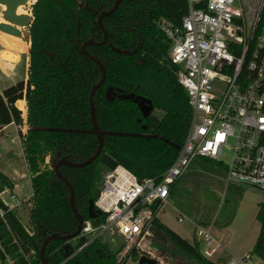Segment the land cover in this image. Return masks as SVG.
I'll return each instance as SVG.
<instances>
[{"label": "trees", "instance_id": "1", "mask_svg": "<svg viewBox=\"0 0 264 264\" xmlns=\"http://www.w3.org/2000/svg\"><path fill=\"white\" fill-rule=\"evenodd\" d=\"M115 1L37 0L32 6L33 22L29 27L28 78L0 91V136L10 123L24 125L17 106L19 100H27V123L32 126L23 147L32 174L29 215L34 234L23 228L13 212L6 214L7 222L0 218V239L17 264H28L21 249L28 253L35 246L42 247L50 235H68L78 229L69 189L58 179L54 167L46 164L42 170L39 162L45 163L46 154L54 157L61 152L60 157L68 156L77 163L90 159L99 147L90 121L89 95L101 81V70L95 61L86 58L82 45L99 29L103 9L109 10ZM188 11V0H122L117 10L103 20L109 34L106 44L88 47L106 69V80L94 98L98 124L104 133L102 153L127 167L140 181L160 179L176 161L191 127L188 93L178 81L177 66L169 59L170 44L159 24L162 18L180 24ZM101 34L103 37L102 31ZM113 47L129 53L120 54ZM108 86L123 95L151 99L154 113L145 119L132 99L107 100ZM105 168L108 170L99 159L85 167L60 166L61 174L74 187L77 210L94 225L106 220L105 214L90 219L88 211L90 200L95 202L99 196ZM0 180L12 192L14 184L1 170ZM227 189L234 202V214L245 188ZM0 203L3 205L1 198ZM258 206L256 219L261 222V229L251 254L261 258L264 199ZM153 229V244L163 252H167L163 245L173 244L175 252L171 254L188 259L183 264H221L205 257L196 233L188 240L159 219L154 221ZM84 242L80 235L53 240L46 248V260L51 264H118L116 252L100 239L70 258ZM133 259L138 260L136 252ZM35 262H41L38 254Z\"/></svg>", "mask_w": 264, "mask_h": 264}, {"label": "built area", "instance_id": "2", "mask_svg": "<svg viewBox=\"0 0 264 264\" xmlns=\"http://www.w3.org/2000/svg\"><path fill=\"white\" fill-rule=\"evenodd\" d=\"M258 8L248 23L242 0H188L189 11L180 24L159 21L170 44L169 59L188 93L191 127L176 161L160 179L140 181L122 165L108 169L95 201L106 220L99 225L84 220L79 235L85 242L70 257L109 235L120 239L118 264H139V258L147 254L155 258L151 249L154 221L196 158L215 163L225 189H264V0ZM14 68L0 56V71ZM14 207L0 203V218L7 222L6 214ZM196 236L203 254L212 260L217 247L212 246L211 230L197 224ZM134 252L138 260L133 259ZM21 253L26 263L38 264L35 248L28 253L21 249ZM0 257L1 264H17L1 239ZM252 258L248 252L221 264H251Z\"/></svg>", "mask_w": 264, "mask_h": 264}, {"label": "rangeland", "instance_id": "3", "mask_svg": "<svg viewBox=\"0 0 264 264\" xmlns=\"http://www.w3.org/2000/svg\"><path fill=\"white\" fill-rule=\"evenodd\" d=\"M259 1L260 0H242L246 17L250 21L248 23H251L254 14L257 10H259ZM30 6H33V4L25 7V10L28 12V14H31ZM27 30L28 27L25 28L26 32ZM249 30H251L250 25ZM7 34L9 35L8 32L6 33L0 30V43L2 42L3 45L2 47V45L0 44V49L5 48L6 43L4 42L3 38ZM94 36L96 38H102V34L100 32H96ZM13 48H15L14 52L9 53V59L13 62H17L20 57L22 58L21 62H19L17 66V78L23 79L26 73L25 63L28 54L22 53V50L17 48L16 46ZM0 77H2L1 81L5 86L8 87L9 85L13 84L11 82V79L9 77L6 78L2 71H0ZM26 107L28 108V106L25 105V109ZM27 112L28 109L26 113ZM23 113L24 111H22V114ZM7 144L8 139L6 137L0 138V164L3 166L7 165L6 163L8 155L5 152V149H2V145L5 148V146L7 147ZM227 156L228 153L226 151L224 157ZM53 161L55 162L56 160L54 159ZM53 163H51L50 159H46L45 156L44 165L48 164L53 167ZM107 172L108 170L105 168L101 177L102 180L100 182V189L103 186L105 180L104 177ZM222 186L224 185L221 182V174L217 171L214 162L207 161L201 158L194 159L192 161V164L190 165L189 172H186L181 180L177 182L172 189L171 192H173V203L164 206V210H162L160 213V219L165 221V223H170L171 225H173L176 231L179 232L182 237L186 239L188 238V240H192L194 232L196 230L195 222L205 221L207 223H210V219L219 210V212L221 211L219 216L220 220L225 219L226 222L230 220L227 224V237L224 239L225 241H223L225 246H227L226 253H228V251L239 250L246 246L251 247L253 245L254 238L257 237L260 232L261 222H258V220L256 219V214L259 203L264 199V190L246 186L243 197L240 198L238 203L236 204V210L233 214L234 202L232 200H229L228 202H226L225 206L221 207V198L223 196ZM30 188V186H28V188L22 187V189L20 188V190H17L12 195L5 192L2 194V197L4 203L8 206H16L14 207L15 210L13 211V213H15L16 217L20 220L23 228L27 230L28 233L30 231L34 233V227L31 226L30 222V206H28L26 203H22L25 197L31 193ZM30 201L32 202L33 198ZM178 217H182V220L179 221ZM101 241L108 242L111 250H113L114 252H116L119 248L118 244L120 239L117 236L111 237L109 235H105L101 238ZM72 243L74 244L75 241L73 240ZM157 243L160 245L159 242ZM163 246L167 250V252L161 251L160 249H158V246H155L154 244L151 245V249L154 253L153 256H155V258L159 260V264H183L188 262L187 258H178L177 256H173L171 254V252H175L173 244L168 243ZM147 255L151 256L149 254ZM251 264H264V257L259 258L258 256L253 254Z\"/></svg>", "mask_w": 264, "mask_h": 264}, {"label": "water", "instance_id": "4", "mask_svg": "<svg viewBox=\"0 0 264 264\" xmlns=\"http://www.w3.org/2000/svg\"><path fill=\"white\" fill-rule=\"evenodd\" d=\"M29 0H0V17H2L3 19L6 20L5 23L0 24V30L3 32H8L11 34H14L16 36H20L22 34V32L20 31V29L18 28H27L29 29V27L32 25L33 22V15H28V14H23V15H18L17 14V9L19 6H23L26 5L28 3ZM37 0H35V2L33 3V5L36 3ZM122 0H116L113 4V6L109 9V10H105L102 12V14L99 17L98 20V26L99 28L102 30L103 34H104V39L102 42H96L94 39H90L87 40L83 43V52L84 55L86 56L87 59H91L93 61H95L102 73V77H101V81L97 84H95L90 92V121H91V126L93 128V132L96 134L97 136V140H98V149L96 150V152L93 154V156L85 161H81V162H71L68 156H62L61 152L58 153L57 155H55V158L53 157L51 160V163H53L54 159L56 160L53 163V167L55 170V173L58 177V179L62 180L65 185L67 186V188L69 189V195L70 196V206H71V210L74 213V216L77 220L78 226H77V230L72 233V234H68V235H60V234H53L50 235L49 237L46 238V240L44 241V243L41 245L42 247H38L35 246V249L38 251V255L40 258V261L43 264H51L50 262H48L46 260V248L48 246V243L53 241V240H67V239H73L79 236V234L82 231V226L84 223V216L82 215V213H80V211L77 210V206H76V195H75V190L74 187L72 186V184L68 181V179H66L60 172V166H70L73 168H77V167H85L87 165H90L94 162V160L99 159L102 164L107 167L109 170L110 169H115L118 166V162L115 161L110 155L108 156L107 154H103V148H104V133L101 130V128L99 127L98 124V118H97V112H96V106H95V93L97 91V89H99L105 82V76H106V69L105 66L103 64V62H101V60L90 54L88 52V47L90 45H105L107 40H108V30L104 28L103 26V20L105 19L106 16H109L111 14L114 13L115 10H117V8L119 7V5L121 4ZM26 32V31H25ZM27 34L30 37V31L27 30ZM118 53L123 54V53H129V51H125V50H120L117 49L115 47H113ZM113 92L109 91L105 93L107 100L109 101H114L115 100V96L112 95ZM121 99H133L134 102L138 105L140 111L142 110L143 112V117L145 119H148L149 116L152 114V112L154 111V106H153V102L151 99L145 97V96H136L135 94H124L120 97ZM145 128H148L146 125L143 126ZM60 157V159H58ZM58 159V160H57ZM42 169L45 168V165H43V163L39 162ZM88 211H89V217L90 219H95L96 217L102 215V211H100L99 209H97L95 207V202L94 200H90L89 202V207H88ZM73 257V256H72ZM71 258V257H70ZM139 261V264H159V260L153 257H149L147 255L145 256H141ZM0 264H1V257H0Z\"/></svg>", "mask_w": 264, "mask_h": 264}, {"label": "crops", "instance_id": "5", "mask_svg": "<svg viewBox=\"0 0 264 264\" xmlns=\"http://www.w3.org/2000/svg\"><path fill=\"white\" fill-rule=\"evenodd\" d=\"M13 36H15V35L11 34L10 36H5L3 38V40L6 43V37H10L9 39L11 40V43H9V45H7V46L5 45L4 49H0V56L4 60L11 61L12 65H15L14 70H8V72H7V70L2 71V73H4V75L6 76V78L9 77L11 79V82L14 84V83L19 82L20 80H25L28 78V72H29V66H30L29 60H30V53H31V42L26 37V35L22 39L23 43L27 42L28 48H29L27 51L21 49L22 53L28 54L26 57V63H25L26 73H25V77L23 79L17 78V66H18V63L21 62L22 58L20 57V59L17 62H13L12 60L9 59V53L14 52L15 48H13V47H15L14 45L17 42ZM0 40H1V38H0ZM0 44L2 45V42ZM2 47H3V45H2ZM2 54H3V56H2ZM1 78L2 77H0V82H1L0 91L7 88V86H5L4 83L1 81ZM21 102H24L23 108L19 106ZM17 103H18V107L20 108V110L24 111V113H23L24 125L18 126L15 123H10V125L5 126L2 129L3 132H2V135L0 136V138L6 137L8 139L7 147L5 146V148H4L2 145V149H5V152L8 155V159H7V163H6L7 165L3 166L0 164V170L3 172V174L5 176H7V178L10 181L13 182L14 189L12 190V192H10L8 190L7 185L4 184L2 181H0V198H1L2 202L4 203V200L2 197L3 193L7 192V193H10L12 195L17 190H20V188L21 189H22V187L28 188V186H30L31 187L30 188L31 193L25 197V199L23 200L22 203L23 204L26 203L31 208L32 202L30 200L33 198V187H32V180H31L32 174L30 171L29 163H27V160H26L25 148L23 147V141L26 137V134L28 133L29 129L32 128V126L27 123V115H28L26 113L27 107L25 109V105L27 106V100L26 99L25 100H19ZM0 153H1V149H0ZM52 158L53 157H51L50 154H46V159L52 160ZM54 158H55V156H54ZM40 167H41V165H40ZM45 168H46V165H45ZM41 169H42V167H41ZM44 169H42V170H44ZM189 170H190V167H189ZM189 170L187 172H189ZM221 182L223 184L222 180H221ZM222 187H223V189H222L223 190V193H222L223 196L221 198V205H222L221 207L225 206L226 202L231 200V195H230L229 190L227 188L225 189L224 186H222ZM172 189H171V191H172ZM172 193L173 192H171L169 199H168V202L165 203L164 206L167 204L173 203ZM164 206H163V208H164ZM163 208H162V210H164ZM258 211H259V207L257 209V213H258ZM220 213H221V211L219 212V210H218V212L215 213V215H213V217L210 219V223H207L205 221H196L195 224L196 225L199 224V225L204 226L205 228H208L211 230V233L213 235V240H214L212 242V246L217 247V251L212 256L213 260L216 262H219V263H225L228 260L242 258V257H244V255L246 253L252 251L254 248V245L257 241L258 236L254 238V242H253V245L251 247L246 246V247H243L239 250L228 251V253H226L227 252V250H226L227 246H225L223 241H225L224 239L227 237L226 231L228 229V226H227V222L225 221V219H223V220L219 219ZM159 215L160 216H158V219L160 220V222L164 223L165 225H168L176 233H179L176 231V229L174 228L173 225H171L170 223H165V221L160 219L161 214H159ZM256 216H257V214H256ZM180 218H182V217H178L179 221L182 220V219L180 220ZM19 222H20V220H19ZM215 225H217V226H215ZM208 226H210V227H208ZM260 229H261V225H260ZM195 233H196V230H195L194 234Z\"/></svg>", "mask_w": 264, "mask_h": 264}, {"label": "bare ground", "instance_id": "6", "mask_svg": "<svg viewBox=\"0 0 264 264\" xmlns=\"http://www.w3.org/2000/svg\"><path fill=\"white\" fill-rule=\"evenodd\" d=\"M34 2H35V0H29L26 5L19 6L18 9H17V14L18 15L28 14V12L25 10V7H27L29 5H32ZM28 15H30V14H28ZM4 22H6V20H4L3 18H0V24H2ZM18 29H20L22 34L20 36H16V35L13 36L14 39H16V41H17L16 42L17 44L15 43L14 46H16L19 49H23V50L27 51L29 49L27 42L26 43L22 42V39L25 36V32H24L25 28L23 27V28H18ZM10 35L11 34H9V35L7 34L6 36H10ZM26 37L29 39V36H28L27 32H26ZM9 38L10 37H6V46L9 45V43H11V40ZM19 106L23 108L24 107V102H21Z\"/></svg>", "mask_w": 264, "mask_h": 264}, {"label": "flooded vegetation", "instance_id": "7", "mask_svg": "<svg viewBox=\"0 0 264 264\" xmlns=\"http://www.w3.org/2000/svg\"><path fill=\"white\" fill-rule=\"evenodd\" d=\"M103 10H107V9H103ZM102 12H103V11H102ZM102 12H101V14H102ZM31 14H32V12H31ZM99 17H100V16H99ZM0 18H2V17H0ZM4 20H5V19H4ZM4 23H5V22H4ZM28 30H29V29H28ZM101 31H102V30H100V28L97 29V30H95V31L93 32V35H92L91 38L94 39L96 42H99V41H98L99 39H104V36H103L102 38H98V37L96 38V37L94 36V34H95L96 32H100V33H101ZM91 38H89V40H90ZM102 41H103V40H102ZM102 41H101V42H102ZM89 47H90V46H89ZM88 52H89V51H88ZM90 60H91V59H90ZM101 77H102V73H101ZM108 90L113 92L112 95L115 96V99H116L117 97H121V96L123 95V93L119 92L120 90L116 91V90L113 89L112 86H108L106 92H108ZM136 96H137V95H136ZM132 100H133V99H132ZM133 102H134V100H133ZM134 103H135V102H134ZM135 104H136V103H135ZM136 105H137V104H136ZM137 108H138V110L140 111L138 105H137ZM154 111H155V110H154ZM154 111L152 112V114L154 113ZM140 112L142 113V116H143V112H142V110H141ZM152 114H151V115H152ZM151 115H150V116H151ZM150 116H149V118H150ZM143 118H144V117H143ZM149 118H148V119H149ZM141 121H142V120H141ZM141 121H140V122H141ZM143 126H145V124H143ZM146 126H147V125H146ZM147 127H148V126H147ZM58 159H60V157H59ZM58 159H57V160H58Z\"/></svg>", "mask_w": 264, "mask_h": 264}]
</instances>
